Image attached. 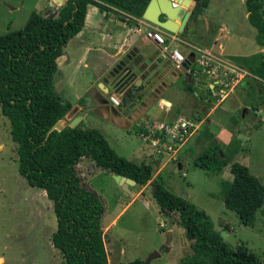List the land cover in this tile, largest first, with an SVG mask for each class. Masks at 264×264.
Instances as JSON below:
<instances>
[{"label": "rangeland", "instance_id": "rangeland-1", "mask_svg": "<svg viewBox=\"0 0 264 264\" xmlns=\"http://www.w3.org/2000/svg\"><path fill=\"white\" fill-rule=\"evenodd\" d=\"M65 1L0 0V34L22 28L32 12L56 17ZM209 3V16L228 21V49L238 54L234 58L248 71V75L240 79V82H243L242 85L249 84L247 91L253 98L250 105L258 106L264 115V97L259 95V89L263 93L264 88L258 86L259 80L254 78L251 72L262 60V55L258 53L257 32L247 19L244 2L209 0ZM185 4L191 11V5ZM106 13L108 14V11ZM118 15V18L124 16L120 12ZM142 26L145 31L148 29L147 26ZM190 34L176 33L185 40L196 43L195 35ZM64 47L66 55L59 60V71L54 78L56 93L62 100L69 98L86 108L87 117L81 124L82 128L99 129L118 155L132 160L131 143L146 149L147 147L139 138L132 137L125 130L124 121L120 116L121 113L126 114L129 111L125 112L123 104L114 106L108 94L95 97V101L87 97L89 93L80 99L88 79L93 76L90 74L92 65L96 64L97 52L91 51L89 67L80 69L79 38L72 37ZM76 69L78 71L73 74L72 71ZM173 69L178 70L174 67ZM66 77L72 81L71 86L66 82ZM93 87L97 90V85ZM236 91L240 89L237 88ZM75 95L79 97L78 100ZM76 112H71V115L75 116ZM244 114V108H241L232 115L229 124L231 122L235 136L238 133L237 128L244 127L242 129L247 132L238 136L239 138L232 135L225 148L230 151L232 162L247 165L250 172L264 184V133L255 131L254 127L248 126L249 123L246 122L247 116H254L253 110L249 111V115L245 114V119L241 118ZM71 115L67 113L63 119L68 123ZM210 119L212 123L209 127L200 123L195 134L191 135L186 146L188 156L184 159V167L176 171L173 168L163 170L160 180L172 193L186 198L202 209L211 219L212 228L234 249L242 245L247 252L253 253L264 262V207L256 211L252 225L243 224L238 214L226 208L223 202L222 181H231L233 177L229 166H226L222 173L213 174L194 164L196 156L207 148L211 144V138L215 137L211 131H218L217 125H221V118L217 114ZM240 120L242 125L236 127ZM62 124L63 121L59 125ZM162 157L164 161L168 159L166 154ZM83 158L77 164L81 182L88 189L95 191L105 205L102 224L108 249L111 251L109 264H127L135 259L145 263L154 251H158L159 256L152 258L147 264H178L180 258L190 253L191 240L186 237L183 226L178 222V214H168L160 210L149 182L144 185H129L134 192L131 193L115 180L113 174L97 166L91 158ZM173 167L176 168L175 165ZM54 204L55 200L45 189L31 185L18 171L16 144L10 134V123L0 111V264H65L63 255L51 243V236L58 226ZM223 233L225 234L222 235ZM121 248L125 250L122 253Z\"/></svg>", "mask_w": 264, "mask_h": 264}, {"label": "trees", "instance_id": "trees-1", "mask_svg": "<svg viewBox=\"0 0 264 264\" xmlns=\"http://www.w3.org/2000/svg\"><path fill=\"white\" fill-rule=\"evenodd\" d=\"M149 1L66 0L56 17L32 12L22 28L0 34V111L10 123L18 171L31 185L45 189L55 200L58 226L51 243L63 255L65 264H109L102 228L105 205L95 191L81 182L77 163L82 157L91 158L105 171L130 178L137 185L149 182L160 210L178 214V222L192 241L190 253L180 258L178 264H264L244 246L234 249L228 244L212 228L211 219L202 209L152 177L150 164L118 155L100 130L78 125L52 129L72 108V103L62 100L54 89L57 58L81 30L87 5L120 12L124 18H141ZM193 1L185 29L209 3V0ZM243 2L247 19L256 29L257 43L264 46L263 0ZM190 67L193 69V64ZM251 72L264 88V54ZM214 103L212 98L202 105L208 110ZM225 146L212 137L211 144L196 156L194 164L213 174H220L229 164L233 178L222 181L224 205L238 214L240 222L252 225L256 211L264 207V184L246 165L232 162ZM127 264L144 262L135 259Z\"/></svg>", "mask_w": 264, "mask_h": 264}, {"label": "crops", "instance_id": "crops-1", "mask_svg": "<svg viewBox=\"0 0 264 264\" xmlns=\"http://www.w3.org/2000/svg\"><path fill=\"white\" fill-rule=\"evenodd\" d=\"M189 4L192 9L194 1L190 0ZM209 4L210 3H208V6L204 8L203 12L195 20L191 21V24H188L189 27L187 26L185 29L184 26V30L182 31L185 34L191 33L195 35L194 41H196V43L187 41L183 36L175 34L177 40L171 42V46L178 48L186 57L189 56L192 59L191 64H194L195 62L197 49H202L210 51L219 59L230 61L234 65L245 69L241 66L239 60L234 58L237 57L238 54L228 49V41L230 39V28L226 26L228 21L214 19L209 16L207 13ZM188 9L189 8L187 7L186 10ZM104 11L106 10H101L96 5L88 4L83 26L75 35L80 40V47L78 48L80 50V69L82 67L83 69H87L90 61L89 53L91 51L97 52L96 64L92 65L93 70L90 74L93 76L88 79L85 85L86 88L83 95H80V99L83 97L85 98L88 93L89 96L87 97L94 101L96 100L95 97L98 98L100 95L105 96L108 94L110 96L114 94L118 96L120 99L119 105L123 104L124 109H126L125 112L129 111L126 114L121 113L122 116H120L124 121L125 130H127V133L131 134L132 137L139 138L142 144L149 149L147 150L144 146L140 147V145H133V143H131L130 158L136 163L144 162L150 164L153 168V178L160 179L161 172L163 170L167 171L169 168H173L175 171L178 170L179 163L181 169L184 167V159L188 156L186 146L190 138L178 151L177 159L175 161H172L169 158L164 161L162 157L164 154H158L152 145L145 142L137 135L139 125L145 120H170L178 116L196 119L197 116H200V120L202 119L201 124L205 123L209 127V124L212 123L210 117L217 114V116L221 118V125H217L218 131L211 132L219 143L226 145L234 134L231 122L229 124V121L232 120L237 111L244 108L245 114L248 113L249 115L250 110L255 112L254 116H247L248 120L246 122L249 123L248 126H253L255 131L264 133V115L262 114V109L258 106L250 105V102H253V98H251L247 91V87H250L249 84L242 85L243 82H240V80L238 82L236 81L237 83L228 89L227 95L223 100L215 102L208 110L205 109V106L202 105V103L207 102V100L212 98L216 99V96L210 95L206 84H204L206 82L204 76L193 77L185 68L182 70H174L171 61L162 51L160 46L153 39L146 37V31L141 22L142 17L135 18L126 16V18H124L123 16L122 18H118V12L108 10L107 14V11ZM196 32L198 35H196ZM162 34L165 36L166 40L169 39L170 33L162 31ZM171 35L173 34L171 33ZM257 48L258 53L263 55L264 46L257 43ZM78 49L77 51L79 52ZM64 50L65 47L63 48L62 55L57 58V64L59 60L66 55ZM130 51H134L136 53L135 56L141 55L142 58L146 60V63L144 67H142L140 73L133 78V83L138 84V86H132L130 94L123 99L122 95L116 93L111 87L113 75H111L110 72H112L118 61ZM245 70L247 71V69ZM58 71L59 66L57 72ZM75 71L77 72L78 69L72 71L73 74ZM168 73H171V75H168ZM66 78V82L68 81L71 86L72 81H69L68 77ZM93 85H97V90H94ZM237 88H239L240 91H236ZM256 88L258 89V87ZM259 95H263L264 97V92L262 93L260 89ZM201 97L203 98V102L201 101ZM78 98L79 97L75 95V99L78 100ZM64 100H69L72 103L73 109L68 112L69 115H71V112L73 111L77 112L75 113V116L73 114L71 115L72 117L68 123L62 118V127L70 126V123L75 118H78L75 125L81 127V124H83V121L87 117L86 108L78 105L72 99L70 100L67 98ZM245 114L241 118L245 119ZM242 123L243 122L240 120L238 125L235 126L240 127ZM240 128H237V137L242 136V134L247 132L245 129H242L244 127ZM102 134L105 137L104 133ZM150 147H152V149ZM111 148L116 152L112 146ZM82 159L84 158L82 157L79 161ZM174 165L176 168L173 167ZM227 166H229V164ZM105 246L109 261L111 251L108 249L107 239ZM120 251L122 253L125 250L124 248H121Z\"/></svg>", "mask_w": 264, "mask_h": 264}, {"label": "built area", "instance_id": "built-area-1", "mask_svg": "<svg viewBox=\"0 0 264 264\" xmlns=\"http://www.w3.org/2000/svg\"><path fill=\"white\" fill-rule=\"evenodd\" d=\"M141 22L148 27L146 37L153 39L160 46L172 66L178 70L184 69L183 62L186 56L178 48L171 46V42L177 40L176 33L170 34L169 39L166 40L162 34L163 30L157 25L144 19ZM187 70L193 77H205L210 95L216 96L215 102L223 100L228 89L248 75L245 69L202 49H197L193 69L190 67ZM109 100L115 106L120 104V99L114 94L109 96ZM201 120L189 119L185 116L170 120L149 119L139 125L137 135L152 145L158 154H166L170 160L175 161L178 151L197 130Z\"/></svg>", "mask_w": 264, "mask_h": 264}, {"label": "water", "instance_id": "water-1", "mask_svg": "<svg viewBox=\"0 0 264 264\" xmlns=\"http://www.w3.org/2000/svg\"><path fill=\"white\" fill-rule=\"evenodd\" d=\"M54 1L60 2L62 0ZM185 3H190V0H150L142 14V19L154 23L166 33H180L184 30V26L190 15V11L186 10L188 6H186ZM135 54L136 53L134 51L128 52L114 66L112 72H110V74L113 75L111 87L116 93H120L123 99H125V97L130 94L132 86H138V84L133 83V78L138 73H140L142 67H144L146 63V60L142 58L141 55L135 56ZM191 61L192 59L187 56L183 62L185 69L190 68ZM77 120L78 118H75L70 123V127L75 126ZM61 121V119L57 121L52 126V129H61L62 125H59ZM180 169L181 165L179 163L178 170ZM114 177L123 188L127 189L131 193H134L129 187V185L135 184L134 180L117 174H114ZM224 234L225 233L222 235ZM163 247L167 249L166 246ZM156 256H159L158 251L151 253L144 264L149 263V261Z\"/></svg>", "mask_w": 264, "mask_h": 264}]
</instances>
